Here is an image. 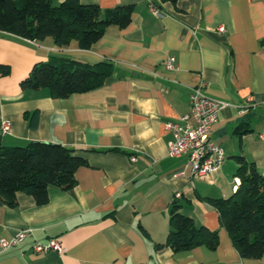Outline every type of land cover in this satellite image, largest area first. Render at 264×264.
Wrapping results in <instances>:
<instances>
[{"label": "crops", "instance_id": "obj_1", "mask_svg": "<svg viewBox=\"0 0 264 264\" xmlns=\"http://www.w3.org/2000/svg\"><path fill=\"white\" fill-rule=\"evenodd\" d=\"M83 1L103 8L133 3L132 20L110 24L89 47L0 30V63L11 66L0 75V146L56 141L88 159L74 186H49L46 203L22 191L14 205L0 198V238L33 229L17 245H0V264H264V252L241 256L209 199L235 189L238 155L264 171V0H154L160 15L149 0ZM53 56L109 59L113 71L102 85L67 96L21 86L35 61ZM170 56L174 68L166 66ZM202 79L210 96L226 102L212 134L225 158L209 177L191 174L186 154H169L173 134L165 126L189 112ZM2 119L11 121L10 132ZM177 198L196 224L219 230L215 248L157 246ZM54 236L62 251L34 249Z\"/></svg>", "mask_w": 264, "mask_h": 264}, {"label": "trees", "instance_id": "obj_2", "mask_svg": "<svg viewBox=\"0 0 264 264\" xmlns=\"http://www.w3.org/2000/svg\"><path fill=\"white\" fill-rule=\"evenodd\" d=\"M133 11V3L103 8L97 2L83 0H0V30L30 39L52 35L58 45L76 39L81 47H89L110 24L128 25ZM10 71L9 64L0 63V75ZM112 71L113 62L109 59L90 62L53 56L35 61L20 84L31 88L48 87L53 95L67 96L102 85ZM237 129H243L242 123ZM238 158L236 173L240 181L235 189L228 196L209 199L241 256L258 258L264 252V171L242 155ZM84 164H88V159L81 148L61 142L34 139L25 144L1 145L0 198L14 205L22 191L33 195L38 204L46 203L49 186L71 188L77 183V169ZM181 207L178 198L172 202L167 238L157 246L169 245L174 250L197 245L215 248L219 243V230L196 224Z\"/></svg>", "mask_w": 264, "mask_h": 264}, {"label": "built area", "instance_id": "obj_3", "mask_svg": "<svg viewBox=\"0 0 264 264\" xmlns=\"http://www.w3.org/2000/svg\"><path fill=\"white\" fill-rule=\"evenodd\" d=\"M150 8L156 14H162L154 0H149ZM224 29V26H220ZM175 56H170L165 63L168 68H174ZM226 102L210 96L207 92V83L200 80L190 94V110L181 116V120H167L165 126L171 130L173 136L168 143V151L172 156L187 155L186 169L191 174L201 177L211 176L223 163L225 150L213 138V125L219 119V111ZM3 132L12 130V123L8 119L1 120ZM132 159H136L133 155ZM185 169V168H184ZM182 169L179 173H184ZM33 231L30 227L19 229L11 236L0 238V245L6 249L21 243ZM34 249L46 252L50 249L62 251L63 244L59 237L54 236L48 241H36Z\"/></svg>", "mask_w": 264, "mask_h": 264}]
</instances>
